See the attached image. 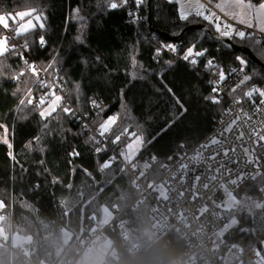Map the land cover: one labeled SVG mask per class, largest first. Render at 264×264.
Masks as SVG:
<instances>
[{
  "label": "trees",
  "instance_id": "obj_1",
  "mask_svg": "<svg viewBox=\"0 0 264 264\" xmlns=\"http://www.w3.org/2000/svg\"><path fill=\"white\" fill-rule=\"evenodd\" d=\"M263 1L251 0L254 4ZM115 2L119 4L121 0ZM30 8L45 17V28L36 27L19 37L31 43V55L43 64L55 57L51 71L65 79L71 100L82 111L91 114V101H103L93 124L100 126L108 117L117 116L110 139L125 128L128 133L143 136V146L130 164L137 167L145 184L158 179L160 165L178 144H195L225 112L224 100L217 98L219 103H213L208 99L216 97V92L207 75L182 59L189 47L206 50L199 64L215 59L218 65H224L237 56L244 58L251 79L232 93L246 103L262 98L254 94L249 99L244 93L251 84L264 89L263 66L242 51H231L201 29H191L176 40L164 39L148 24L147 0L142 4L146 15L142 25L129 15L130 0L117 9H109L104 0H0V11L8 14ZM77 8L83 20L76 18ZM152 21L156 28L174 36L189 24H207L196 15L181 20L178 3L169 0H153ZM207 25L215 32L212 25ZM3 33L0 30V36ZM41 35L47 42L43 48L39 44ZM153 35L158 39H153ZM77 36L82 40H77ZM160 41L176 45V52L163 49L157 55ZM232 41L251 48L264 62V55L258 54H264V40L259 44L235 38ZM24 60L12 53L0 57V125L7 127L12 144L10 150L0 139V200L13 225H20L27 218V233L34 245L30 257L35 263L74 264L90 230L102 219L103 208L112 211L115 206L127 207L141 188L118 159L102 169L110 160V151L97 153L94 134L63 112L62 104L47 119L40 117L37 104L20 105L28 88L32 89V96L43 90L25 70ZM21 70H25V75L19 81L13 80L12 76ZM3 134L4 128H0V137ZM128 138L129 135H121L118 143L124 147ZM74 151L78 155H71ZM261 184L259 176L244 185L239 195L248 194L257 204L264 205ZM151 208L152 204L143 202L123 214L139 242L138 251H130L118 228L104 229L111 243L107 263L174 264L175 256L185 247L184 239L173 227L161 235L155 234ZM237 216L238 222L225 234L224 243H238L245 248L239 264H255L247 251L257 248L264 255V207L244 208ZM63 230L71 233L65 256L49 255L51 249L42 242L63 243ZM1 254L8 257L3 248ZM16 259L14 264L25 261L20 254Z\"/></svg>",
  "mask_w": 264,
  "mask_h": 264
},
{
  "label": "built area",
  "instance_id": "obj_2",
  "mask_svg": "<svg viewBox=\"0 0 264 264\" xmlns=\"http://www.w3.org/2000/svg\"><path fill=\"white\" fill-rule=\"evenodd\" d=\"M203 1L207 3L208 8L215 11L216 15L222 18L225 17L215 7V2L218 0H214L211 3L207 0ZM130 2L132 4V13L135 14L132 16L133 19L139 25H142L146 20L142 5L137 9L135 0H130ZM0 15H8V13L0 11ZM226 18L228 20L227 24H231L239 30H244L246 33L257 32L255 27L248 28L244 24H238L230 18ZM4 31L9 38L8 44L14 45L16 50L23 54L25 60L37 66L40 71V77L52 85L51 91L62 97L60 104L71 109V117L80 121L85 129L94 134L98 141L97 148L109 150L110 159L114 157L121 161L131 171L136 184L141 188V193L127 207L122 209L115 206L112 208V218L108 222L101 224L99 220L96 221L95 217H91L92 221H96L97 227L90 230L86 238V246L95 237L103 234L105 228L111 227L113 229L118 228L121 231L130 251H138V242L133 237L132 230L123 218V214L129 207L134 208L143 202H149L152 204L151 217L155 234L161 235L168 228L173 227L184 239L185 247L175 256L174 264H239L241 262L246 250L238 243H224L225 234L228 231H222V229H224L230 219L224 209L217 207V205L224 203L226 197L225 189L232 193H238L244 185L259 176L262 177L261 193L264 195V146H262L264 142H258L257 140V134L264 135V104H261V99L264 98L255 103H246L243 99L236 98L232 93V89L243 79L244 75H247L246 66H243V72H240L239 70L242 66L237 59L230 60L224 65H218L215 59H211L217 66L214 68L206 67L208 61L204 64H199L202 56L196 57L197 63L195 65L186 61L191 67H200L213 87L218 88L216 97L225 101V112L216 121L213 128L195 144L191 146H186L183 143L178 144L160 165L158 179L150 184H145L137 171V167L123 159L121 153L125 150L124 147L119 143H112L114 139H110V133L101 137L98 131L100 126L93 124V118L99 108L94 107L92 102L96 101L101 105L103 101L100 99L91 101V114L82 111L71 100L65 79L53 73L51 69H48L47 72L43 71L48 65L43 64L41 60L31 55L32 49L29 44L27 49L23 47L25 39L16 36L14 26ZM257 35L264 40V34L257 32ZM152 37L153 39H158L155 35ZM167 44L169 43L160 41L159 49L169 51L162 47ZM233 68L237 69L235 73L231 72ZM219 69H223L227 78L217 84ZM34 84L43 89L38 95L32 96L33 104H37L39 98L48 93L50 89L41 87L37 82ZM244 113H247L248 116H244ZM238 115L242 118L233 126V131L226 132L225 129ZM248 117H251V119H248ZM240 132L244 133L243 138L236 139ZM213 138L220 140L221 144L211 145L203 150L204 160L199 163L192 162L189 158L195 154L201 145L210 144ZM232 148L236 149L235 153L231 152ZM243 148H248L250 154L254 153L253 159H258L259 163H248L247 157L243 153ZM225 149L229 150L230 159L223 155ZM213 155H215V161L209 159ZM184 163L188 164L186 174L184 171L179 170L180 165ZM209 165H211V168H209ZM217 168L220 169V172L215 171ZM212 174H215L217 179L210 182L209 188L204 189L202 185L208 182L207 176ZM197 176L200 177L198 182L195 179ZM238 176H242L243 179L238 181L236 185L231 184L230 181L237 179ZM181 179H183V183H181ZM160 185L162 186L160 187ZM161 188L167 192V198L161 195ZM28 247L21 246L16 248L10 245L12 251L24 256L25 261L23 264H40L35 263L28 256ZM257 252V248H252L247 251V254L255 264H264L258 257Z\"/></svg>",
  "mask_w": 264,
  "mask_h": 264
},
{
  "label": "snow or ice",
  "instance_id": "obj_3",
  "mask_svg": "<svg viewBox=\"0 0 264 264\" xmlns=\"http://www.w3.org/2000/svg\"><path fill=\"white\" fill-rule=\"evenodd\" d=\"M144 2H145V0H135V4L137 6V9H139V7L142 4H144ZM172 2L179 3V0H169V3H172ZM209 2L211 3V0H209ZM104 3L107 4V7L109 9H117V8L124 7L128 3V0H121V2L119 4L116 3L115 0H104ZM215 7L219 8L221 11H224L226 7H228V8L236 7V8L241 9L242 13H244V14H236V13H228V14L232 15L234 19H238L240 24H244L248 28L255 27L257 32L264 34V3H261L259 5V8H256V6L251 3V0H231L230 3L226 2V0H222V2L217 3L215 5ZM79 11H80L79 8H77L76 9V18L79 20H83L84 18L79 15ZM193 12L196 16L202 17L205 21H207L210 25H212V27L215 29V32L219 34L218 37H213V38H216V39L228 38L229 40H233L235 38V39H239V40H249L253 44H259L262 41V37L258 36L257 32L246 33L244 30H239V29L233 27V25H231V24L224 23L221 20L220 16L216 15V13L213 12L210 8H206L205 5H203V4H199V3H197L196 5L181 4L180 8H179V18L181 20L186 21V20H188L189 15ZM245 14H247L249 16L252 14H255V19L257 21L256 25H253L251 19H246ZM129 15L134 16L135 14L130 12ZM25 17H28V19L25 20ZM9 19H11L14 24H18V27H16L14 29L16 36H18V37L30 32V31H33L36 27H39L41 30H43L45 28V23H44L45 17H43L42 14L37 13V10L35 8H30L27 11H21V12L17 13L15 16L0 15V26H2L4 29H8L9 28V24H8ZM81 31H83V28L81 29ZM8 39L9 38L7 36H0V57H6V54L12 53L13 55H20L21 59H23V54L19 53L16 50L14 45L9 46ZM76 39L82 40V37L77 36ZM39 44L42 48L45 47L47 44L43 35H41L39 37ZM23 47L25 49L28 48V41L27 40H25ZM162 47L166 48L167 50H169L171 52H176V50H177L176 45H174V44H167V45H163ZM228 47H231V45H228ZM160 51H161L160 49H157V55L160 54ZM205 51H195L194 52V46L189 47L182 58L185 61H189L191 64L195 65L197 63L196 57L204 56ZM237 60H239L241 66H242L239 71L243 72V66H246L247 61L240 56H237ZM23 62L25 64V70L28 73H30V75L32 77L35 78V82H37L41 87H48L50 89V91L48 93H46L44 96H41L39 98V101L36 105V107L40 110L39 111L40 117L42 119H47L48 117L52 116V114L54 112H56L58 107L61 106L60 102L62 100V97L59 95H56L54 93V91H51L52 85H50L47 81L43 80L40 77V71L38 70L37 66L30 64L27 60H24ZM55 62L56 61H55V57H54L53 61L43 71L47 72L48 69L53 68V65L55 64ZM206 67L214 68L217 66L214 64L213 60H208ZM25 70H21L18 74L13 75L12 79L19 81L20 77L25 75ZM236 71H237V69H235V68L231 69V72H233V73H235ZM0 75H2V72H0ZM226 78L227 77H226L223 69H219V80L216 81V83L219 84V83L223 82ZM250 79H251L250 76L244 75L243 79H241L239 81V83L236 85V87L232 89V92H235L236 88H239L241 85L245 84ZM17 91H20V89L18 88ZM169 91L171 92V89H169ZM213 92H218V88L214 87ZM15 94L16 93L14 92L13 95H15ZM254 94H258L260 97L264 98V89L257 88L255 86H253L248 91H246L244 93V96L251 99ZM49 97H51V99H49ZM208 99H211L213 101V103H219V100L215 96L208 97ZM237 102H239V101H237ZM46 103H47V106L45 107L44 105ZM92 103H93L94 107L100 108V105L96 101H93ZM32 104H33L32 89L28 88L24 94V98H22L20 100V105L21 106H27V105H32ZM261 104H264V99H261ZM257 110L259 111V109H257ZM62 111L65 113L71 114V109L66 107V106L62 108ZM101 111H103V109H101ZM243 115L248 116L247 113H244ZM241 118L242 117L239 115L236 116V118L231 121V123L228 125V127L225 129V131L226 132H232L233 126L236 125L237 121L240 120ZM248 119H251V117H248ZM116 121H117V116L114 115V116L108 117V119L105 120L100 125V128L98 130L100 136L104 137L105 134L110 133L112 131L113 125L116 124ZM0 128H4V133H5L4 139L2 142L7 144L8 148L11 150L12 144L9 143V141L7 139L8 129L5 125H0ZM121 135H129L130 137H134V139H132L131 142L127 144L126 149L121 153L123 159L126 162L131 163L132 160L134 159V157L136 156L137 152L143 146L144 138L142 135H137L135 132L128 133V129L125 128V129H123V131L120 134L115 136V139L112 141V143H114V144L118 143L121 139ZM243 136H244V133L240 132L239 135L236 137V139H242ZM257 140H258V142H264V135L257 134ZM219 144H221V141L213 138L210 141V144L201 145L200 148L196 150L195 154L192 155L189 159L192 162L199 163L200 161L205 159L203 156V150L207 149L211 145H219ZM262 146H264V145H262ZM95 151L97 153H99L102 151V149L96 148ZM235 151H236L235 148L231 149V152L235 153ZM243 153L247 157L248 163H256V164L259 163L258 159H255V160L253 159L254 153L250 154L248 148H243ZM71 155L76 156V155H78V153H76L74 151L73 153H71ZM223 155L226 158L230 159L228 149H225L223 151ZM9 156L12 157L11 151H9ZM12 158L14 159V157H12ZM114 159L115 158L113 157L112 159L106 161L102 165V169L109 168L110 164L113 162ZM153 159H155V158H153ZM209 159L212 161H215V155L209 157ZM144 167L147 168L148 165L145 164ZM209 168H211V165H209ZM187 169H188L187 163L180 165L179 170L184 171L185 174H186ZM215 171L220 172V169L217 168ZM257 174H259V173H257ZM195 179L198 182L200 180V177L197 176ZM216 179H217V177L215 174L207 176L208 182L204 183L202 185V187L204 189L209 188L210 182L215 181ZM242 179H243L242 176H238L237 179L231 180L230 182H231V184L236 185V184H238V181H240ZM181 183H183V179H181ZM222 187H223V185H222ZM225 191L227 192L228 198L222 205H217V207H222L227 211H232L234 208L237 207V205L240 204V201L236 200V198L232 195V193L228 192L227 189H225ZM161 195L164 198H167V192H165L163 190V188H161ZM181 195H183V193H181ZM255 207L260 208V207H264V205L256 204ZM236 223H237V221L235 219H232L231 223L229 225H227L226 227H231L232 225H234ZM257 255L259 256L260 253L257 252Z\"/></svg>",
  "mask_w": 264,
  "mask_h": 264
},
{
  "label": "rangeland",
  "instance_id": "obj_4",
  "mask_svg": "<svg viewBox=\"0 0 264 264\" xmlns=\"http://www.w3.org/2000/svg\"><path fill=\"white\" fill-rule=\"evenodd\" d=\"M207 1H209V0H207ZM212 1H214V0H211V2ZM221 2H222V0H218L217 2H215V4L221 3ZM226 2L230 3L231 0H226ZM197 3L203 4V5H205L206 8H208L207 3H205L203 0H179L178 5L180 8L181 4L196 5ZM254 5L257 8L258 4H254ZM212 11L215 12L214 10H212ZM19 12H21V11H18L17 13H19ZM221 12L226 14L228 16V18L230 17L231 20H233L234 22H236L238 24H240L238 19H234L233 16L228 14V13L244 14V13H242L241 9L236 8V7H232V8L226 7L225 10L221 11ZM16 14L9 13L8 15L15 16ZM245 18L251 19L253 25H256L257 21L255 19V14H252L250 16L245 14ZM27 19H28V17H25V20H27ZM221 20H223L225 23H227V21H228L226 17H223V18L221 17ZM205 22L207 24H209L207 21H205ZM8 24H9V27H13V26H15V28L18 27V24H14L11 19L8 20ZM0 30L4 31L5 29L2 26H0ZM2 36H6L5 31H4ZM28 44H29V42H28ZM30 44H29V46H30ZM9 46H11V45H9ZM258 54L264 55L263 52H260V51H258ZM51 62L52 61H50L47 65H49ZM50 69L52 70V68H50ZM255 85L256 84H251V87H253ZM261 89H263V88H261ZM44 106L46 107L47 103ZM4 135H5V133L0 137V139L2 141L4 139ZM7 139L9 141L8 133H7ZM132 139H134V137L128 138L126 144H124V149H126L127 144L130 143ZM161 186L162 185H160V187ZM228 192H230V191H228ZM232 195L236 198V200L240 201V204L237 205V207L234 208L232 211H227L223 208L224 211L227 213L229 219H230L229 222L227 223V225H229L231 223L232 219H235L238 222V216H237L238 211H240L244 208H248V209L249 208H256L255 205L257 204V201L254 199H251L248 194L244 193V194L239 195V192H238V193H232ZM225 196H226L225 197V201H226L228 198L226 191H225ZM7 212L8 211H7L6 206L4 205L3 201L0 200V256H2V254H1L2 248L8 253V257L6 256V258H5L2 256L3 258L0 259V264H14L16 262L15 260H17L16 256L18 255V253H15L14 251H12V249L10 248V245L13 247H16V248H19L21 246L31 247V248L28 247V249H27V251L29 250V255H28L29 257H30V249H34V245L31 244L32 240L29 239V236L27 233V218L24 217L21 220L20 225H13L9 220ZM101 217H102V219L99 220L101 222V224L108 222L112 218L111 210L109 208L104 207L103 212L101 213ZM94 226L97 227V224H95ZM226 226L224 227V229H222V231L223 230L228 231L233 227V225L231 227H226ZM132 235H133V233H132ZM61 236L63 237L62 238L63 243H59L58 241H49V242L47 241L44 243L42 242V245L47 246L51 249V252L50 253L48 252L49 255L51 254L54 257H64L65 256V254L68 250V249H65V246L67 245V242L69 241V239L71 237V233L68 232V230H63V233ZM133 237H134V235H133ZM137 242H138V240H137ZM7 243H8V246H7ZM110 245H111L110 239L108 237H106V235L104 233L95 237L92 240V242L87 246H86V242L84 241L82 250L80 251V254H79V257L77 258V260L74 264H109L106 262V254L110 248ZM138 245H139V242H138ZM259 253H260V255L258 257L264 262V255L261 252H259ZM112 254H113V252H112ZM40 264H45V263L40 262Z\"/></svg>",
  "mask_w": 264,
  "mask_h": 264
},
{
  "label": "water",
  "instance_id": "obj_5",
  "mask_svg": "<svg viewBox=\"0 0 264 264\" xmlns=\"http://www.w3.org/2000/svg\"><path fill=\"white\" fill-rule=\"evenodd\" d=\"M152 2L153 0H147V6H148V24L150 26V28L152 30H154L155 32H157L161 37H163L164 39H167L169 41L171 40H176L182 37L183 34H185L187 31L191 30V29H201L204 32H206L211 38L213 37H218L219 34L214 32L207 24L205 23H193V24H189L186 27H184L180 33L176 36L172 35L171 33H168L164 30H160L159 28H156L153 24L152 21ZM215 41L223 44L226 48L230 49L231 51H242L244 53H246L247 55H249L254 61H256L257 63H259L261 66L264 67V62L261 61L252 51L251 48L246 47V46H241V45H237L234 41L229 40L228 38H220V39H216L213 38ZM228 45H231V47H228Z\"/></svg>",
  "mask_w": 264,
  "mask_h": 264
},
{
  "label": "crops",
  "instance_id": "obj_6",
  "mask_svg": "<svg viewBox=\"0 0 264 264\" xmlns=\"http://www.w3.org/2000/svg\"><path fill=\"white\" fill-rule=\"evenodd\" d=\"M252 3V2H251ZM261 3H264V1L263 2H261ZM261 3H259L258 5H257V8H259V5L261 4ZM253 5H254V3H252ZM178 7H179V5H178ZM218 11H220L219 9H218ZM221 12V11H220ZM222 13V12H221ZM222 14H224V13H222ZM190 15H195L194 13H191ZM225 15V17H228L226 14H224ZM220 18H221V16H220ZM230 18V17H229ZM231 19V18H230Z\"/></svg>",
  "mask_w": 264,
  "mask_h": 264
}]
</instances>
